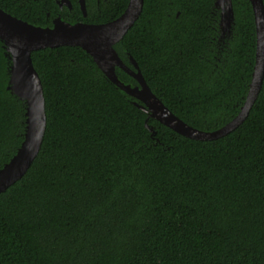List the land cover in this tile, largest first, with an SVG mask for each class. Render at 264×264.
I'll return each mask as SVG.
<instances>
[{
  "label": "trees",
  "instance_id": "16d2710c",
  "mask_svg": "<svg viewBox=\"0 0 264 264\" xmlns=\"http://www.w3.org/2000/svg\"><path fill=\"white\" fill-rule=\"evenodd\" d=\"M215 1L144 0L115 45L173 114L203 131L237 116L255 65L250 1L233 0L224 40ZM127 4L108 0L87 21H113ZM0 8L45 23L22 0H0ZM5 52L0 40V169L26 131V103L8 90ZM32 59L47 124L28 172L0 194V264H264V81L240 127L197 141L150 119L153 136L148 114L79 47ZM116 74L137 85L122 69Z\"/></svg>",
  "mask_w": 264,
  "mask_h": 264
},
{
  "label": "water",
  "instance_id": "95a60500",
  "mask_svg": "<svg viewBox=\"0 0 264 264\" xmlns=\"http://www.w3.org/2000/svg\"><path fill=\"white\" fill-rule=\"evenodd\" d=\"M252 6L256 53L252 79L240 112L229 123L214 131L196 129L177 117L157 97L145 81L138 64L130 57L133 69L128 67L115 49L142 14L144 0H129L128 7L117 19L106 24H75L61 19L53 27H40L25 22L0 8V40L6 56L11 60L8 90L26 103V131L17 153L0 169V194L20 181L38 156L47 124L46 101L42 81L34 67L33 52L63 46L79 47L91 56L104 76L130 97L139 109L148 114L146 127L155 135L149 120L154 119L174 132L197 141L221 139L247 119L256 103L264 81V2L249 0ZM221 10L220 28L223 34L234 22L232 0H216ZM120 68L130 75L137 85L125 84L116 74Z\"/></svg>",
  "mask_w": 264,
  "mask_h": 264
},
{
  "label": "flooded vegetation",
  "instance_id": "af4514ba",
  "mask_svg": "<svg viewBox=\"0 0 264 264\" xmlns=\"http://www.w3.org/2000/svg\"><path fill=\"white\" fill-rule=\"evenodd\" d=\"M22 1H24V3H27V5L29 6L28 11H31L33 8H36V9L38 8L40 10L41 13H38L39 15L38 18H40L41 15L44 14V19H45L44 24H37L35 22H29V21L21 19L35 26L53 27L54 21L56 19H61L64 22L70 23L72 25L82 24V23L83 24H106V23L111 22L109 21L105 23H94V22L87 21L90 15L100 12L102 4L108 0H95V2L93 1L91 2L89 0H22ZM232 3H233V0H232ZM128 4H129V0H128ZM128 4H127V7H128ZM217 9L220 11V18H221V10L219 8ZM233 24L234 22L232 23V27H233ZM219 27H220V21H219ZM232 27L229 31H226L224 34L220 28V39L221 40L226 39L232 34Z\"/></svg>",
  "mask_w": 264,
  "mask_h": 264
}]
</instances>
